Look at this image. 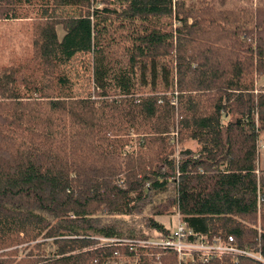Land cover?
<instances>
[{
	"label": "trees",
	"instance_id": "1",
	"mask_svg": "<svg viewBox=\"0 0 264 264\" xmlns=\"http://www.w3.org/2000/svg\"><path fill=\"white\" fill-rule=\"evenodd\" d=\"M0 22L28 41L0 65V264H264V0H0ZM172 210L242 253L140 245Z\"/></svg>",
	"mask_w": 264,
	"mask_h": 264
},
{
	"label": "rangeland",
	"instance_id": "2",
	"mask_svg": "<svg viewBox=\"0 0 264 264\" xmlns=\"http://www.w3.org/2000/svg\"><path fill=\"white\" fill-rule=\"evenodd\" d=\"M20 22H0V65L7 63L13 56L19 55L27 45V39L23 31L20 29ZM59 36L62 38L64 32L58 27ZM72 80L75 84V93L78 97L89 96L92 90V60L89 54L78 55L68 66ZM259 86L264 85V78L259 81ZM186 147L196 149L194 142H186ZM259 167L264 170V133L260 136L259 141ZM157 221L162 223L166 228L174 232L182 223L180 216L176 210L163 216H158ZM54 248L49 244L45 245L42 254L53 251ZM124 260H118L115 264H125Z\"/></svg>",
	"mask_w": 264,
	"mask_h": 264
},
{
	"label": "built area",
	"instance_id": "3",
	"mask_svg": "<svg viewBox=\"0 0 264 264\" xmlns=\"http://www.w3.org/2000/svg\"><path fill=\"white\" fill-rule=\"evenodd\" d=\"M192 236L195 237V240L191 239ZM139 244L142 246L173 249L177 252L179 259H186L198 254L202 260L207 261L214 254L220 256L224 253H242L231 243L225 244L218 239L209 241L204 237L195 236L183 223L174 232H171L168 238H153L140 241Z\"/></svg>",
	"mask_w": 264,
	"mask_h": 264
}]
</instances>
